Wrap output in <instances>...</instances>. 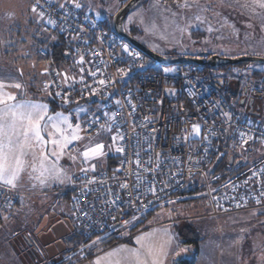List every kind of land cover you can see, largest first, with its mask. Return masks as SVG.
Listing matches in <instances>:
<instances>
[{"label":"built area","instance_id":"1","mask_svg":"<svg viewBox=\"0 0 264 264\" xmlns=\"http://www.w3.org/2000/svg\"><path fill=\"white\" fill-rule=\"evenodd\" d=\"M34 6L52 29L67 37L74 57L70 68L45 67L47 92L60 106L101 100L103 111L85 121L86 136L110 127L107 133L117 137V148L123 149L117 151L115 167L76 174L70 203L82 229L101 236L116 232L183 197L193 186L205 188L209 206L201 214L204 218L264 209V173L253 175V170L264 168V122L236 113L214 85L216 79L203 77L205 67H145L147 60L138 49L118 40L103 20L71 0H34ZM38 54L48 57V48ZM224 113H230V119ZM196 124L201 126L199 136L191 134ZM241 132L252 139L244 143ZM15 199L13 192L0 187V213Z\"/></svg>","mask_w":264,"mask_h":264},{"label":"rangeland","instance_id":"2","mask_svg":"<svg viewBox=\"0 0 264 264\" xmlns=\"http://www.w3.org/2000/svg\"><path fill=\"white\" fill-rule=\"evenodd\" d=\"M128 1L77 0L82 5L81 8L96 15L100 20L107 21L112 27H114L115 14ZM182 2L183 0L180 1V3ZM199 3L212 9V11L204 13L207 22L203 24L193 19L199 11L198 8L180 9L177 7L176 0L173 2L142 0L129 12L124 24L140 42L167 58L201 52L214 53L226 59L264 58V30L261 29L259 18L252 17L250 13L234 4L229 7L230 3L224 6H221L218 0H199ZM33 6L30 0H0V8L9 7L10 15L16 9L23 10L25 7H29L32 11L31 7ZM173 12L177 15L173 16ZM217 12L220 13L219 16L215 15ZM37 17L40 18L43 25L37 26L38 30L40 28V32L43 30L46 36L54 33L49 25H45L47 22L39 15L38 11ZM130 17L131 19H129ZM39 18L37 19L39 20ZM225 18L227 25H225ZM188 23H191L192 27L187 32L177 31V24L184 27ZM209 23L217 30L208 32ZM249 23L252 24L251 28L247 26ZM153 24H155V28H153ZM231 25H234L238 30V35L233 31ZM21 31L23 32L22 29ZM25 37L29 39L28 33ZM51 37H55L54 34H51ZM36 60L38 73L40 69H45V62H40L38 57ZM73 60L74 57L71 56L69 61ZM69 61L64 63L67 68H70ZM17 62L23 63V65L26 63L24 60ZM31 62L27 61L28 69ZM13 64L10 63L8 66L15 74ZM23 65V71L19 73L21 76H25V82L30 84L34 74L30 72L26 75L24 69L27 67ZM144 66H153L161 70L168 68L151 58L147 59ZM4 70H7V65L0 66V81L5 83L4 90L6 92L16 96V102L27 100L47 104L43 98H38L37 101L28 97L17 98L20 95L25 96L26 89L20 88L18 92L12 89L10 84L21 83L20 79L16 75H12V79L16 82L12 79H9L11 82L8 81L9 77ZM203 77L218 78L217 84L230 100L236 113L264 122V62H242L230 65L225 70L207 69L204 71ZM8 86H10L9 91ZM250 98L255 100L253 112H257L258 115H251L248 105H244V101H247L248 104ZM103 106L104 103L101 100H85L76 103L70 107V110L59 109L57 111L69 116L70 122L73 125L79 124L82 129L80 135L83 139L69 145L65 155L58 162L67 176L72 178V182L65 181L63 184L49 182L46 186H40L38 182L24 179L22 186L17 189L20 195L16 197L20 200L23 197V202L15 208L9 218L5 219L4 216L11 210L6 214H0L2 217L0 220V264H78L90 258L94 264H97V261L99 264H129V254L126 251L115 252V250L140 248V245L136 243V238L140 236L145 237L141 244H152L156 248L163 245L165 255L161 257L162 264H176L178 260L182 259L187 262L190 260L193 264H264V209H252L239 214L222 215L219 218L201 217V214L208 211L209 206L203 194L204 186H193L192 190L186 192L183 197L173 199L146 217L119 229L114 232H118L117 238L112 237L113 235L108 237L109 234H106L108 237L106 239H110L109 241L112 243L109 246H104L103 240L101 241L102 237L81 244V240L76 238V233L73 232L66 237L67 251L50 259L38 238L40 223L45 215L56 213V216H61L63 219L69 218L77 230H82L74 217L70 203L76 174L83 167L91 169L93 164L95 169L112 168L117 165V139L114 142L111 134L107 131L97 134L96 136H99L94 137L96 140L86 136L85 121L92 114L102 112ZM57 112L49 111V115ZM45 138L47 139V136ZM97 143L104 145L105 155L85 162L80 153L86 150V146H95ZM71 147H75V150L72 151ZM50 148L51 146H49ZM69 154L75 156L76 159L74 161L70 159ZM34 183L35 187H33ZM186 227L194 231L195 238L201 239L199 249L195 245L185 242L186 239H190L184 235ZM29 230H33L34 237L37 236L39 244L36 243V245L38 248L40 247L39 251L43 254L42 260H40L41 255L23 251L24 245L29 246L30 243L24 241L25 234ZM149 233L152 235L148 236ZM182 234L186 238L183 239ZM70 258H72L71 262Z\"/></svg>","mask_w":264,"mask_h":264},{"label":"snow or ice","instance_id":"3","mask_svg":"<svg viewBox=\"0 0 264 264\" xmlns=\"http://www.w3.org/2000/svg\"><path fill=\"white\" fill-rule=\"evenodd\" d=\"M65 2H68V0H65ZM71 2L76 8L82 7L77 0H71ZM218 2L221 6H224L227 0H218ZM233 2L235 6L247 11L252 17L259 18L261 29L264 30V0H233ZM176 3L180 9L191 10L193 7L198 8L199 11L194 15L193 19L201 24L207 22V17L204 13L212 11L209 6L200 5L199 0H183L182 3H180V0H176ZM228 6L231 7L233 5L229 4ZM61 7H64V5H61ZM32 11H36L35 6H33ZM165 11H168V9H165ZM39 15L43 17L44 13L41 12ZM172 15L176 16L177 13L173 12ZM215 15L219 16L220 13L217 12ZM48 23L55 26L56 21L49 19ZM173 23L175 24V21ZM225 25H227L226 18ZM247 26L251 28L252 24L249 23ZM190 27H192L191 23L186 24L184 27L176 25V29L180 33L187 32ZM231 27L238 35V30L235 29L234 25H231ZM153 28H155V24H153ZM215 30L217 29H214L209 23L207 31L213 32ZM125 50L127 51V46H125ZM135 55L138 56V54ZM82 61L83 58H81ZM81 72H83V68H81ZM120 72L126 74L123 69H120ZM92 75H95V73H92ZM68 79L67 75H65V81ZM81 80H83V77H81ZM99 83L103 85L105 81L100 80ZM11 86L16 89L22 88L20 83H15ZM5 88V83L0 81V187L9 191L16 190L22 186L25 178L29 181L38 182L40 186H46L49 182L61 184L65 183V181L72 182V178L67 176L65 170L58 162L65 155L69 145L74 141L83 139L80 135L82 131L80 125H73L69 116L64 115L62 112L49 115V106L47 104L27 100L16 102V96L6 92ZM116 103L119 104L120 101ZM224 116L230 119V113H224ZM111 118L114 119V115ZM93 123H96V121L94 120ZM101 128H105V126L101 125ZM105 130L111 131V128L109 127ZM200 132L201 126L199 124L193 125L191 134L199 136ZM212 134L214 135L215 133ZM239 135L244 143L252 139L251 136L244 132ZM45 136H47V139ZM119 138L123 139L122 136ZM112 139L115 142L117 137L114 136ZM49 146H51L50 149ZM103 149L104 145L97 143L95 146H86V150L80 155L85 162H88L90 159L104 156ZM116 150L118 152L123 151L122 148H117ZM69 156L73 161L76 159L75 156L70 154ZM136 163L139 165L140 161L137 160ZM91 169H95L94 164L91 165ZM81 170L85 174L89 171L87 168ZM262 173H264V168H261L259 172L253 170L254 176ZM94 182V180L89 181V183ZM247 182L245 181V183ZM35 186L36 184L34 183L33 187ZM123 186L127 187V185ZM260 195L264 196V191H261ZM21 202H23V197H21ZM256 202L259 204L261 200L257 198ZM8 206L10 207L11 205L9 204ZM237 207H240V205L237 204ZM4 218L7 219L6 216ZM147 235L151 236L152 234L149 233ZM144 239V236L136 238V243L140 245V248H121L115 250V252L126 251L130 258L129 264H162L161 257L165 255L163 245L156 248L152 244H141ZM97 264H99V261H97Z\"/></svg>","mask_w":264,"mask_h":264},{"label":"crops","instance_id":"4","mask_svg":"<svg viewBox=\"0 0 264 264\" xmlns=\"http://www.w3.org/2000/svg\"><path fill=\"white\" fill-rule=\"evenodd\" d=\"M30 1L32 3V6H33L32 0H30ZM228 3L234 4L233 0H227L225 5H227ZM31 8H33V7H31ZM37 18H39V17H37V9L35 12H33L30 10L29 7H25V8H23V10H17L16 9L14 11V13L12 15H10L9 14V7H5V8L1 7L0 8V66L1 65L2 66L7 65V70H4V71L6 72L7 77H9L8 81H10L9 79H12V77H11L12 75H16L20 79V82L22 83V84L20 83L22 85V88L26 89L25 96L22 97L20 95L17 98L21 99V98L28 97V98H30V99L32 98V100H36V101L38 98H43V100L49 105V111L51 113H54V112H57L58 110L53 111L51 109V105H50V101H49L50 95L47 92V90L42 88V86L40 84H35V85L27 84L25 82L24 78L19 77L20 76L19 72L23 71V69H22L23 63L19 64V62H17V61H23L24 60L26 62L23 65V66L27 67L26 69H24L26 75H28L30 72H32L33 74L37 73L38 64H37L36 59L39 56V54H38L39 50L37 47L38 46L37 45L38 44L37 39L41 36H44L43 30L40 32V28H39V30L37 28L38 25L39 26L42 25L40 18H39V20ZM45 25L47 26L48 24H45ZM21 29L23 30V32L21 31ZM32 30H35V31H32ZM27 33H28L29 39L25 37V35ZM27 61H32L29 65V69H28ZM10 63H12V64L14 63L13 65L15 66V69H14V71L16 72L15 74H13L11 72V68L8 66ZM12 80L14 82H16L14 79H12ZM10 86H11V84H10ZM10 86H8V91L10 90V88H9ZM11 88L17 90V92L19 91V89H16L15 87H11ZM98 136H96V137H98ZM94 137H91V138L94 139ZM94 140H96V139H94ZM104 153H105V151H104ZM84 168H87V167H83L82 169H84ZM100 169H102V168H100ZM100 169H97V170H100ZM3 189H6V188H3ZM11 192H13L14 195H16V197H17V195H20L19 194L20 192L17 189L13 190ZM20 204H21V200L16 198L14 201V204L10 208H8L6 211L1 212V213L6 214L7 212H9L11 210V212H9L5 215L7 218H9L10 215L12 214V212L15 210V208L20 206ZM1 219H2V217H0V220ZM33 240L35 241V243ZM24 241H26V243H28V241H29L30 244H29V246L24 245L23 251L29 252L30 248H33V249L37 248L36 247L37 239H36V237L33 236V230H29V232L25 234ZM20 250H21V248H20ZM69 261L71 262L72 258H70ZM78 264H94V263H93V260L91 259L89 262L83 260L82 262H80Z\"/></svg>","mask_w":264,"mask_h":264},{"label":"water","instance_id":"5","mask_svg":"<svg viewBox=\"0 0 264 264\" xmlns=\"http://www.w3.org/2000/svg\"><path fill=\"white\" fill-rule=\"evenodd\" d=\"M142 0H129L125 5H123L120 10L114 16V31L116 34L126 39L132 46L138 49L148 58L153 59L160 65L163 66H172L177 63H190L197 64L209 69H216L217 67L224 65H234L247 61H260L264 62V58L261 57H243L238 59H226L220 55H211L208 59L199 57L196 55H186L182 57L167 58L162 55L157 54L152 51L145 44L140 42L133 35L129 34L124 29V22L129 14V12L134 8V6L140 3ZM209 55V52H201V55ZM218 79L214 81V85L218 88L220 86L217 84ZM252 102L250 104L252 105ZM251 115H258L257 112H253V109H250ZM234 157L230 158V163H233ZM240 160L237 161L239 163ZM51 217H55V224L51 227L50 230H44L38 234V238L42 246L45 248V251L48 253L50 259L57 257L61 253L67 251L68 246L66 245L64 238L69 236L75 231V227L72 221L69 218H62L61 216H56V213H51Z\"/></svg>","mask_w":264,"mask_h":264},{"label":"trees","instance_id":"6","mask_svg":"<svg viewBox=\"0 0 264 264\" xmlns=\"http://www.w3.org/2000/svg\"><path fill=\"white\" fill-rule=\"evenodd\" d=\"M168 2H173L174 0H166ZM181 1V0H180ZM33 2V5H34V0H32ZM45 19V18H44ZM47 22V20H46ZM104 22V21H103ZM105 25L107 26L108 29H110L111 31H114V28L112 26H110V24L106 21L104 22ZM47 24V23H46ZM52 29V27H51ZM54 31V33H51V34H54L55 37H51V34H48L47 36L44 35V36H41L39 37L37 40H38V50L42 47H47L48 48V51H49V55L48 57L46 58H41L38 56L39 58V61L40 62H46L44 65L45 67L47 65H50V66H54V67H61L63 66L64 63H67L69 61V59H71V55H70V47L68 46V44L66 43V39L67 37L62 34V32H60L58 29H52ZM129 44V43H128ZM130 45V44H129ZM143 54V53H142ZM144 55V54H143ZM144 57L146 58V60L148 59L147 56L144 55ZM245 63V62H244ZM241 64V63H239ZM208 68L205 67L204 70H207ZM19 77H22V78H26L25 76H19ZM32 80H31V85H35V84H40L42 86V88L46 89L44 87V83H45V76H44V68L43 69H40V71H38V73H35L33 76H32ZM225 95V94H224ZM228 99V98H227ZM229 100V99H228ZM50 105H51V109L53 111H57L59 109H63V110H70V107H72L73 105L71 106H60V105H57L56 103H54V101L52 100L51 96H50ZM230 101V100H229ZM225 163V162H224ZM111 167V166H110ZM192 190V189H190ZM189 190V191H190ZM153 213V212H151ZM151 213H148V214H145L142 218L146 217L147 215L151 214ZM141 218V219H142ZM71 220V219H70ZM72 221V220H71ZM73 223V221H72ZM133 222H131L130 224H132ZM129 224V225H130ZM74 225V224H73ZM75 227V226H74ZM82 229V228H81ZM185 230V234L183 232L184 235H187L190 239L187 240L186 239V243H190V244H193L196 246L197 249H199V245H200V242H201V239H197L195 238L196 234H193V230L191 229H188L187 227L184 228ZM76 233V238L80 239L81 240V244H83L84 242L85 243H88L90 242L91 240L93 239H100V237H102L101 241L103 240V244L104 246H109L111 245L112 243H110V239H106V237H116L118 236V232L117 233H114L112 232L111 234L109 235H105V236H101L100 234H89L87 233L84 229L82 230H77L75 228V231ZM78 232V233H77ZM183 234H182V238H186V237H183ZM117 235V236H116ZM107 237V238H108ZM37 238V237H36ZM34 241V240H33ZM67 241V240H66ZM68 242V241H67ZM35 243V241H34ZM66 243V242H65ZM30 244V243H29ZM39 244V243H37ZM67 245V243H66ZM37 248L33 249V248H30V253H34V254H37V255H41L40 257V260H42V253L39 251L40 247L38 248V246L36 245ZM35 256V255H34ZM39 260V261H40ZM176 264H193L192 261H188L185 260V259H182V260H178Z\"/></svg>","mask_w":264,"mask_h":264},{"label":"flooded vegetation","instance_id":"7","mask_svg":"<svg viewBox=\"0 0 264 264\" xmlns=\"http://www.w3.org/2000/svg\"><path fill=\"white\" fill-rule=\"evenodd\" d=\"M124 29H125V31L126 32H128L129 34H131V35H133L134 36V34L131 32V30H129L128 28H126V26H125V24H124ZM115 32V31H114ZM115 35H116V37H117V39L118 40H121L123 43H129L126 39H124V38H122L121 36H119L118 34H116L115 33ZM135 37V36H134ZM130 44V43H129ZM214 53H209V55H205V54H203V55H201V53H198V54H194V55H196V56H199V57H203V58H205V59H208L211 55H213ZM230 65H224V66H220V67H217L216 69L217 70H225L226 69V67H229ZM209 69V68H208ZM215 69V70H216ZM212 70V69H211ZM218 79V78H217ZM251 101H253L252 102V105L250 104V102ZM244 105H248V109L250 110V109H253L254 110V107H255V100L252 98H250L249 99V102H248V104H247V101H244ZM57 215V214H56ZM55 217H51V213L50 214H46L45 215V217L43 218V221L40 223V227H39V232H38V234L39 233H41V232H43L44 230H50L51 229V227L53 226V224H55ZM37 237V236H36ZM64 240H65V242L67 243V241H66V238H64Z\"/></svg>","mask_w":264,"mask_h":264}]
</instances>
